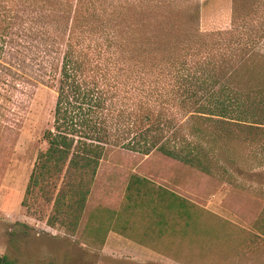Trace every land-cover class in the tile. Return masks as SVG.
Here are the masks:
<instances>
[{
	"label": "trees",
	"instance_id": "trees-1",
	"mask_svg": "<svg viewBox=\"0 0 264 264\" xmlns=\"http://www.w3.org/2000/svg\"><path fill=\"white\" fill-rule=\"evenodd\" d=\"M248 1L232 0V27L246 21ZM134 12L133 3L117 0H0V60L10 53L26 67L20 57L27 50L32 70L53 81L52 127L43 133L46 149L36 157L21 202L25 207L31 193H55L48 199L52 225L61 214L77 225L110 147L144 156L157 152L223 177L218 145L235 139V128H264V85L240 81L247 61L259 55L258 37L232 28L201 33L195 8L186 32L158 31L144 42ZM43 13L54 17L53 37L43 40L44 50L24 45L36 40L33 30ZM60 40L53 73L48 46ZM0 264L17 263L2 255Z\"/></svg>",
	"mask_w": 264,
	"mask_h": 264
},
{
	"label": "rangeland",
	"instance_id": "rangeland-1",
	"mask_svg": "<svg viewBox=\"0 0 264 264\" xmlns=\"http://www.w3.org/2000/svg\"><path fill=\"white\" fill-rule=\"evenodd\" d=\"M117 1L134 4L137 34L144 42L158 31L186 32L195 8L196 28L201 33L232 28L258 37L254 52L259 55L247 61L249 70L240 81L250 86L264 85V0H249L242 8L246 21L236 20L234 27L232 0ZM52 20L53 15L41 14L32 35L36 40L21 43L44 50L47 46L43 40L55 33ZM30 25L25 24L26 28ZM62 43L60 40L48 46L53 73L60 63ZM23 52L20 58L26 60V67L10 53L0 60V256L7 255L17 264H149L137 261L114 244L104 246L113 211L96 208L83 214L85 202L74 227L72 218L66 219L64 214L53 225L47 222L53 214L48 199L55 193H31L26 206L21 205L36 157L46 149L43 133L52 127L55 102L53 81L37 75L31 68L32 55ZM234 135L236 138L225 147L217 148L223 177L206 176L157 152L144 156L110 147L99 164L90 193H180L197 202L189 206L197 210L188 211V221L198 227L195 236L202 245L196 248L205 257L181 264H244V239L255 238L260 247L264 245V238L255 236L257 231H264V128H235ZM164 218L169 226L178 225L180 220L174 214ZM210 240L215 246L206 245ZM234 249L239 253L230 254ZM210 250H216V259L207 254Z\"/></svg>",
	"mask_w": 264,
	"mask_h": 264
},
{
	"label": "crops",
	"instance_id": "crops-1",
	"mask_svg": "<svg viewBox=\"0 0 264 264\" xmlns=\"http://www.w3.org/2000/svg\"><path fill=\"white\" fill-rule=\"evenodd\" d=\"M172 194L176 198L169 193H89L83 214L91 213L96 208L100 211H103L102 208L106 212L113 211L112 224L105 235L104 246L114 244L123 252L130 253L137 261L149 264L201 261L205 257L196 248L202 245L195 236L198 227L188 221V211L197 210L189 206L197 205V202L188 200L180 193ZM171 214L179 217L178 225H167L164 217ZM256 235L264 238V232L257 231ZM214 243L210 240L206 245L213 247ZM260 245L255 238L244 239L245 248L241 254L244 264H264V245ZM235 250L230 254L239 253ZM215 251L210 250L207 254L216 259L218 253Z\"/></svg>",
	"mask_w": 264,
	"mask_h": 264
}]
</instances>
